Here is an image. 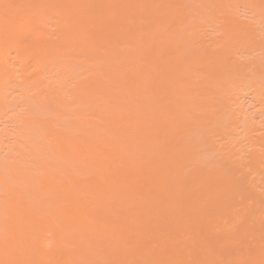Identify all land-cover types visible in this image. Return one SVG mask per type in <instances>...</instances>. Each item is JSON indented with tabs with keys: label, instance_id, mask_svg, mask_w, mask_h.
I'll return each mask as SVG.
<instances>
[{
	"label": "bare ground",
	"instance_id": "6f19581e",
	"mask_svg": "<svg viewBox=\"0 0 264 264\" xmlns=\"http://www.w3.org/2000/svg\"><path fill=\"white\" fill-rule=\"evenodd\" d=\"M8 1L0 0V118L12 121L4 126L1 118L0 123L5 129L0 137V264H264V183L261 188L257 179L260 172L264 182V147L255 142L262 149L254 147L249 171L238 174L235 166L243 161L244 147L237 148V136L245 133L251 138L259 122L254 124L256 112L243 111V102L237 107L240 117H233L243 131L231 127L229 114L235 111L227 102L229 81L222 74L237 67L230 59L226 63L230 57L215 60L221 72L214 71L213 81L208 77L203 89H194L180 84L179 75L178 84L158 70L159 61L169 55L168 36L176 40L178 32L181 37L178 27L183 29L181 24L187 22L172 28V37L171 29L169 35L164 27L150 30L149 0ZM123 6L125 21L109 26L117 18L115 9ZM218 6L214 9H221ZM132 21L138 27L135 33L130 31L135 27ZM54 23L50 32L48 25ZM94 27H101L103 34L94 35ZM193 34L191 39L197 37ZM243 41L249 45L251 40ZM184 42L185 37L179 43ZM154 52L165 57H158L157 65ZM203 59L199 62L208 61ZM243 60L247 62L245 56ZM80 86L96 90L78 91ZM88 109L96 121L92 116V122L87 120ZM261 122L256 130L264 128V119ZM9 134L15 141L12 136L7 139ZM249 177L260 188H253Z\"/></svg>",
	"mask_w": 264,
	"mask_h": 264
},
{
	"label": "rangeland",
	"instance_id": "374dc122",
	"mask_svg": "<svg viewBox=\"0 0 264 264\" xmlns=\"http://www.w3.org/2000/svg\"><path fill=\"white\" fill-rule=\"evenodd\" d=\"M12 1H15V0H12ZM11 0H10V4H11V2H12ZM53 1V0H52ZM105 0H103V1H101L102 2V4L104 3H106V1L104 2ZM127 1V0H126ZM152 2H150V0L148 1V4L146 5V7H148V5L150 4V3H153V4H150V5H152V6H150V7H148V8H150L151 9V13H153V14H151L150 12H148L149 13V21H148V23L150 24H148L149 25V28H150V30H152V29H154L155 30V27H156V29L157 28H166V35H169V34H171V37H172V35L174 34V32H173V34H172V28H173V30L174 29H176L175 27H177V25L178 24H181V23H185V22H187V23H185V24H181L182 26H183V29L184 30H186V31H184L183 29H182V27H181V25H180V27L181 28H179L178 27V29L180 30H178L177 29V31H179V33H182L183 35H181V37L179 36V34H178V32H175V34L177 33L178 34V36H177V34H176V37H175V34H174V38H176V44L178 45L179 44V48L177 49V45L175 44V42H174V40L172 41V39L173 38H171L170 39V36H168L169 37V40H171L172 42H174L173 44H170V43H172L171 41H170V43H168L167 42V49L165 50V54H167V52H168V54L170 55H172V57L170 58V57H168V56H163L165 59H161V61L163 62V60H165L163 63L161 62L160 63V61H159V64L160 65H158L159 66V68H158V70L160 69V73L163 75L162 77H164V76H166V78L168 79V78H170L172 81L174 80V79H176L177 80V77L179 78V76H180V80H181V83L180 84H183L184 82L186 83V86H187V83L190 85H194V89H197V87H202L201 85H204L205 83H206V81H208V80H210L209 78H211V76H214V71L215 72H221L219 69H221V67H218V68H216L215 69V67L217 66V63H216V61L215 60H217V62L220 60V61H224V55L226 54V55H228L230 58H226V63H228V62H230V64H231V66H235V65H237V67H238V69H237V67L235 66V67H230V70L232 69V70H238V72L236 73V71H235V74H234V72L232 73V72H230V70H228V68L227 69H225L223 72L224 73H222L223 75H225L227 78H228V81H229V83H227L228 85H229V87H228V85L227 86H225V88H229L228 90L226 89V94H227V92L229 93V94H227L226 96H227V102L228 103H230L231 105H233V111H235V112H230L231 114H235L234 116H232V118L230 117V115L231 114H229V119L231 120V127H233V129H237L238 127L237 126H240V124L238 125V123H237V126H235V122H233V117H237V115L240 117V115H239V111L237 110V107L239 106V104L240 103H243L244 104V109H243V111H246L247 109L248 110H250L249 112H251V114H254L255 112V118L257 119V120H255V119H253V121H254V124H255V122L257 121V122H261L264 118H263V115H262V113H263V107H264V102H263V100H262V98L264 99V90H263V93H262V91L260 92V89H263L264 88V70H263V72H261L260 70H262V69H264L263 67H261V66H263L264 64H263V60L264 59H262L263 57H264V52L262 53V50L264 49H262V47L264 46L263 44H264V42L262 43V41L264 40V35H263V37L261 36L263 33L262 32H264V0H223V2H224V4L225 5H221V3H220V1L221 0H207V2H206V0H194V2H193V0H189V1H187V0H167V2H166V0L164 1V0H151ZM160 3H159V2ZM162 1V2H161ZM201 1V3H199ZM209 1V2H208ZM213 1V2H212ZM235 1V2H234ZM243 1V2H242ZM123 2H124V0H123ZM128 2V1H127ZM127 2H126V4H127ZM130 2V1H129ZM174 2H176V6L174 5ZM190 2H193V3H190ZM196 2V3H195ZM205 2V3H204ZM245 2H247V4L245 3ZM250 2V3H249ZM13 3V2H12ZM159 3V5L160 4H162V5H157ZM165 3H167V4H165ZM169 3H173L172 5L173 6H171V4H169ZM180 3V4H179ZM189 5H188V4ZM208 3V4H207ZM210 3V4H209ZM211 3H212V5H211ZM217 3H219V4H217ZM228 3V4H227ZM236 5H234V4ZM243 3V5H241V4ZM249 3V4H248ZM99 4H100V0H99ZM124 4H125V2H124ZM195 4V5H194ZM200 4V7L198 8L197 7V5H199ZM201 4H202V7H203V5H204V7H203V9H201L202 7H201ZM215 5V8L218 6L219 8H221V9H214V5ZM229 6V7H227V5ZM231 4V5H230ZM170 5V6H169ZM188 5V6H187ZM191 5V6H190ZM206 5V6H205ZM210 7H209V6ZM234 6V9H233V6ZM240 5V6H239ZM223 6V7H222ZM230 6H231V8H230ZM253 6L255 7V6H257L256 8H253ZM158 9H157V8ZM161 7V8H160ZM182 7V8H181ZM189 7V8H188ZM192 7V8H191ZM195 7H197L198 9V11H196L195 9ZM225 7L227 8V9H225ZM170 8V9H169ZM206 8H209V10L210 11H208V12H206ZM212 8V9H211ZM228 8H230V9H228ZM251 8V9H250ZM118 9V8H117ZM117 9H115V13L113 12V15L115 14H117L116 16H117V18H119V20H117V18H115V21L113 22V23H108L109 24V26H111V25H115V26H117L118 27V23H119V21H120V19H121V21H122V19L125 21V19L123 18V14H122V12L124 13L125 11H123V9H125V7L123 6V8L121 7L120 9H118V11H116ZM122 9V10H121ZM166 9V10H165ZM177 9V10H176ZM178 9H179V11H178ZM205 9V10H204ZM225 9V10H224ZM254 9V10H253ZM256 9V10H255ZM121 10V12H119ZM145 10H147V8L145 9ZM169 10V11H168ZM188 10V11H187ZM194 10V11H193ZM202 10V11H201ZM211 10H213V13H212V15L211 16H209V14L212 12ZM229 10H231V11H229ZM254 12H253V11ZM150 11V10H149ZM154 11V12H153ZM156 11V12H155ZM171 11V12H170ZM185 11H187V13L185 12ZM194 13H193V12ZM201 11V12H200ZM204 11V13H202ZM117 12V13H116ZM192 14H191V13ZM216 12V13H215ZM229 12V13H228ZM233 12V13H232ZM239 12V13H238ZM121 13V14H120ZM157 13V14H156ZM182 13V14H181ZM199 13V15H197V14ZM206 13V14H205ZM209 13V14H208ZM232 13V14H231ZM241 13V14H240ZM252 13L254 14L253 16H254V19L253 18H251L252 17ZM150 14L151 15H153V16H150ZM159 14V15H158ZM184 14V15H183ZM201 14V15H200ZM207 14H208V16L209 17H205V15L207 16ZM234 14V15H233ZM238 14V15H237ZM240 14V15H239ZM259 15V18H258V16L257 15ZM122 15V16H121ZM196 15H197V17H196ZM231 15V16H230ZM251 15V16H250ZM119 16V17H118ZM155 16V17H154ZM184 16V17H183ZM190 16V17H189ZM198 16H201L200 18H198ZM230 16V17H229ZM249 16H250V18H249ZM53 17H56V16H53ZM122 17V18H121ZM173 17V18H172ZM192 17H194V18H192ZM228 17V18H227ZM151 18V19H150ZM157 18V19H156ZM175 18V19H174ZM180 18V19H179ZM189 18H190V20H189ZM197 18V19H196ZM201 18H202V20H201ZM207 18H209L208 20H207ZM232 18V19H231ZM52 19V18H51ZM55 19H57L56 21H58V17L57 18H55ZM133 19V18H132ZM195 19V21H193L191 24H190V22H191V20H194ZM212 19V20H211ZM252 19V21H254L253 23H249V22H251V21H249V20H251ZM134 20H136V18L134 19ZM205 20V21H204ZM211 20V21H210ZM54 22H55V20H53ZM123 21V22H124ZM156 21V22H155ZM174 21V22H173ZM177 21H178V23H177ZM212 21H214V23L212 22ZM243 21H244V23H243ZM263 21V22H262ZM133 22V21H132ZM157 22H158V25H157ZM160 22V23H159ZM164 22L166 23V25H164ZM168 22V23H167ZM197 22H199V23H197ZM205 22V23H204ZM211 22H212V24H211ZM229 22H230V24H229ZM247 22V24H245ZM256 22L258 23V24H256ZM49 23H51L52 24V21H50ZM134 23V25H135V22H133ZM189 23V24H188ZM193 23H195V24H197V25H195V24H193ZM245 25L244 27H243V24ZM108 24H106V25H108ZM122 24V23H121ZM155 24H156V26H155ZM207 24V25H206ZM214 24V25H213ZM224 26H223V25ZM227 24V25H226ZM230 26H229V25ZM232 24H234V25H232ZM237 24H239V25H237ZM253 24H254V27H253ZM56 25H57V23H56ZM59 25V24H58ZM57 25V26H58ZM67 25V24H66ZM119 25H120V23H119ZM134 25H133V27H134ZM161 25H163V26H161ZM186 27H185V26ZM220 25V26H219ZM222 25V26H221ZM250 25V26H249ZM258 26V28H257V26ZM263 25V26H262ZM50 25H48V29L50 30L51 28H54L55 27V23H54V25L52 26V27H49ZM60 26H62V24L60 25ZM97 26V25H96ZM99 26H101V24H99ZM103 26V25H102ZM101 26V27H102ZM108 26V27H109ZM121 26V25H120ZM137 25H135V27H136ZM159 26H161V27H159ZM187 26H189V28H191V29H189ZM193 26V27H192ZM205 26L207 27L208 26V28H209V30H208V28H205ZM210 26V27H209ZM227 27V29H226V27ZM234 26V29H231L230 27H233ZM236 26H238V30H237V27ZM256 26V27H255ZM64 27V26H63ZM66 27V26H65ZM101 27H94V28H92L93 29V34L94 35H102L103 34V32H99V30H102L101 29ZM104 28H105V26H103ZM107 27V28H108ZM112 27H114V26H112ZM112 27L110 28L109 27V29H112ZM116 27V28H117ZM134 27V29L132 30H130L132 33H135V32H137L138 30H137V28L138 27H136L135 28ZM220 27H221V29H220ZM224 29H223V28ZM57 28V27H56ZM104 28H103V30H104ZM186 28H188V30L186 29ZM193 28H194V30H193ZM199 28H200V30H199ZM202 28V29H201ZM205 28V29H204ZM230 28V29H229ZM239 28H241V30H239ZM243 28V29H242ZM250 28H253V29H250ZM256 28H257V30H256ZM115 28H113V30H114ZM171 29V33L169 32V34L167 33L169 30ZM216 29V30H215ZM259 29H261V30H259ZM57 30V29H56ZM55 29H53V31H56ZM60 30H64V29H60ZM134 30H137V31H135L134 32ZM153 30V31H154ZM163 30H165V29H163ZM168 30V31H167ZM191 30V31H190ZM193 30V31H192ZM196 30V31H195ZM206 30V31H205ZM226 32H225V31ZM230 30V31H229ZM242 30H245V31H243L242 32ZM250 30V31H249ZM254 30L258 33H256V32H254ZM52 30H50V32H51ZM190 31V32H189ZM194 31H195V33H194ZM202 31V32H201ZM213 31V32H212ZM219 31V32H218ZM220 31H222V32H220ZM237 31V32H236ZM238 31H241V33L243 34H238V33H240V32H238ZM261 31V32H260ZM47 32H48V30H47ZM49 32V33H50ZM58 32H59V29H58ZM99 32V33H98ZM189 32V33H188ZM194 34H196L195 36H197V37H195V38H197L196 40H195V38H193V39H191L193 36H192V34L193 33ZM196 32H198V33H196ZM215 32H217V33H215ZM231 32H233V33H231ZM54 33V32H53ZM55 33H57V32H55ZM60 33H61V31H60ZM185 33H187L186 35H188L187 37L189 38V36H190V34H191V36H190V40H188V38H186V35H184ZM202 33V34H201ZM207 33H209V34H207ZM214 33V34H213ZM235 33H236V35H235ZM262 33V34H261ZM193 34V35H194ZM210 34H212V35H210ZM216 34V35H215ZM224 34V35H223ZM229 34V35H228ZM230 34H233L232 35V37H234V36H237V37H234V38H230L229 36H230ZM250 34H252L251 36H250ZM257 34V37L259 38V39H257L256 38V36H254V35H256ZM261 34V35H260ZM57 35V34H56ZM204 35V36H203ZM221 35H223V36H221ZM227 35V36H226ZM26 36H29V34L27 35L26 34ZM185 37V41L186 42H188L189 44H187L186 42H184L186 45H184L183 43H182V45L183 46H185L184 48L185 49H182L183 50V52H181V51H179V50H181L180 48H182V45H181V43H179V42H183V40H184V37ZM203 36V37H202ZM214 36H215V38H214ZM243 36V37H242ZM25 37V36H24ZM168 37H167V39H168ZM177 37H180V38H177ZM200 37H201V39H200ZM216 37H217V39H216ZM224 37H226V38H224L225 40L224 41H226V42H224V43H222L223 42V38ZM228 37V38H227ZM240 37H242V39L240 38ZM28 38V37H27ZM99 38H101V37H99ZM103 38V37H102ZM102 38H101V41L100 40H97V41H100V43H102V44H104V40H102ZM204 38V39H203ZM207 38V39H206ZM211 38H212V40H211ZM214 38V39H213ZM237 38V39H236ZM243 38H245V39H243ZM254 38V39H253ZM25 39H26V37H25ZM29 39V38H28ZM104 39V38H103ZM219 39V40H218ZM220 39H222V40H220ZM234 39V40H233ZM178 40H179V42H178ZM203 42H202V41ZM215 40H217V42L215 41ZM236 40V41H235ZM241 42H240V41ZM243 40H245V41H253V42H249V45H246V44H248L247 42L245 43ZM104 41V42H103ZM190 41V42H189ZM192 41L193 42H195V43H192ZM227 41H228V44H227ZM199 42V43H198ZM205 42V43H204ZM207 42H209L210 44L212 43V45H210V44H207L206 45V43ZM217 44H219V43H221V46L224 48L225 46V43L230 47V48H228V46L227 47H225L223 50H222V47L221 46H219V45H217ZM99 43V42H98ZM99 43V44H100ZM215 43V44H214ZM238 43H242L241 45H242V47L239 45V46H237L238 45ZM244 43V44H243ZM260 43V44H259ZM168 44H170L171 46L170 47H168L169 45ZM194 46H193V45ZM197 44H199V47L198 46H196ZM223 44V45H222ZM237 44V45H236ZM176 46V47H174V48H176V49H172V47L173 46ZM188 45H190V46H188ZM201 45V46H200ZM232 45V46H231ZM236 45V46H235ZM244 45H246L245 46V49H244ZM193 46V47H192ZM195 46H196V48H195ZM207 48H206V47ZM261 46V47H260ZM192 47V49H190ZM202 47H204V48H206L205 49V51L203 50L204 48H202ZM219 47V48H218ZM195 48V49H194ZM198 48V49H197ZM218 48V49H217ZM220 48H221V50H220ZM243 48V49H242ZM189 49V50H188ZM194 49V50H193ZM208 49V50H207ZM238 49V50H237ZM247 49H250V50H248V51H251V52H248V51H246ZM262 49V50H261ZM178 50V52L177 53H175L176 51ZM215 50V51H214ZM184 51H186V52H184ZM192 51V52H191ZM195 51V52H194ZM203 53H202V52ZM222 51V52H221ZM223 51H225V53L223 52ZM229 51V52H228ZM245 51H246V53H245ZM180 52V53H179ZM208 52H210V53H208ZM239 52V53H238ZM242 54H241V53ZM259 52H261L260 54H257V53H259ZM154 53H156V52H154ZM153 53V54H154ZM174 53H175V55H174ZM179 53V54H178ZM183 53H186L185 55L183 54ZM190 53H191V55H190ZM194 55H193V54ZM227 53H230V55L229 54H227ZM253 53V54H252ZM164 54V55H165ZM198 54V55H197ZM203 54V55H202ZM210 55V60H209V55ZM247 55V57H246V55ZM251 56H250V55ZM261 54H262V56L263 57H261ZM163 55V54H162ZM174 55V56H173ZM179 55H181L180 56V58H178L179 57ZM240 55V56H239ZM249 55V56H248ZM254 55V56H253ZM258 55V56H257ZM260 55V56H259ZM196 56V57H195ZM213 56V57H212ZM221 56H223V57H221ZM228 56H226V57H228ZM244 56H245V59L247 60L249 57V63H247L248 62V60H247V62L245 63V61L243 60L244 59ZM158 57H160V56H157V53L153 56V58H154V62H153V65H154V63H155V60H156V65L158 64L157 62V60H158ZM163 57H160V58H163ZM174 57V58H173ZM208 57V58H207ZM217 59H216V58ZM256 57V58H255ZM259 57H260V59L262 60H259ZM152 58V59H153ZM191 58H193V59H191ZM203 58H205V59H208V61L207 60H205L204 61V63H201V62H199V61H202L203 62ZM173 61H172V60ZM178 59H180V60H178ZM198 60V62H197V60ZM200 59V60H199ZM228 59H230V61H228ZM191 60H192V65L190 64L191 63ZM243 60V61H242ZM169 61V62H168ZM170 61H171V63H170ZM180 61V62H179ZM213 61H215V62H213ZM228 61V62H227ZM259 61H261L260 63L261 64H259ZM178 62H179V64L181 65H179L178 64ZM194 62V63H193ZM198 64H197V63ZM177 64V65H175V64ZM197 65H196V64ZM199 63H201V64H199ZM207 63H209V65L207 64ZM214 63H215V66H214ZM234 65H233V64ZM243 63L244 64H249L248 66H246V65H243ZM170 64V65H169ZM175 65L176 66V68L174 69L173 67H172V65ZM191 65V67L193 68V69H191V67H190V65ZM203 64V65H202ZM229 64V65H230ZM243 66H242V65ZM163 65V66H162ZM178 65H179V68H178ZM187 65V66H186ZM228 65V64H227ZM260 65V66H259ZM144 66V65H143ZM158 66H156V67H158ZM184 66V67H183ZM201 68H199V67ZM241 66V67H240ZM244 66L246 67V69H243L244 68ZM161 67H163V68H161ZM169 67H170V69L172 70H170L169 69ZM187 69H186V68ZM205 67V68H204ZM248 67H250L249 69H248ZM259 67H261L260 69H259ZM154 68V67H153ZM190 68V69H189ZM196 68H198L197 70H196ZM203 68V69H202ZM174 69V70H173ZM205 69H207L205 72H204V70ZM218 69V70H217ZM240 69V70H239ZM154 70V69H153ZM164 70V71H163ZM169 70V71H168ZM176 70V71H175ZM183 70V71H182ZM187 70V71H186ZM201 72V74L199 73L198 74V72L199 71ZM223 70V69H222ZM242 70H246V71H244L245 72V74H244V72L242 71ZM157 71V70H156ZM162 71H163V73H162ZM166 71L167 72H170V73H172L171 75H168V73L166 74ZM178 71H180V72H178ZM204 72V74H206L205 76H204V74H203V72ZM174 72V73H173ZM187 72V73H186ZM195 72V73H194ZM207 72V73H206ZM243 72V73H242ZM104 72L102 71V74H103ZM169 73V74H170ZM175 73L177 74V75H175ZM193 73V74H192ZM240 73V74H239ZM262 73V74H261ZM202 74H203V77H202ZM207 74L209 75V76H207ZM239 74V75H238ZM244 74V75H243ZM172 75H173V77H172ZM179 75V76H178ZM196 75V76H195ZM200 75V76H199ZM234 75H236V76H234ZM244 77L243 79H242V77ZM246 75V76H245ZM251 75V76H250ZM168 76V77H167ZM190 76V77H189ZM194 76V77H193ZM217 76V75H216ZM239 76V77H238ZM172 77V78H171ZM176 77V78H175ZM209 77V78H208ZM236 77V78H235ZM237 77L239 78V80L237 79ZM254 77V78H253ZM206 78H207V80H206ZM214 78V77H213ZM224 78V77H223ZM222 78V79H223ZM227 78L225 79V80H227ZM235 78V79H234ZM241 78V79H240ZM257 78V79H256ZM165 79V78H164ZM166 79V80H167ZM190 79V80H189ZM192 79H198L197 81L195 80V81H193ZM202 79V81H200ZM221 79V78H220ZM254 79V80H253ZM171 80H167V82L169 83V81L171 82ZM175 80V81H176ZM180 80H179V82H180ZM192 80V81H191ZM211 80L213 81V79L211 78ZM240 80H241V82H240ZM247 80V81H246ZM256 80V81H255ZM183 81V82H182ZM189 81V82H188ZM222 81V80H221ZM243 81V82H242ZM249 81V82H248ZM253 81V83H251V82ZM258 81V82H257ZM163 82H165V81H163ZM166 82V84H168ZM178 84H179V82H178V80L176 81ZM191 82V83H190ZM192 82H193V84H192ZM197 82V83H196ZM198 82L200 83V84H198ZM223 82V81H222ZM227 82V81H226ZM238 82H240V83H238ZM255 82V83H254ZM202 83V84H201ZM236 83H238V84H236ZM249 83H250V85H249ZM257 83V84H256ZM258 83H260V84H258ZM170 84L171 83H169V87H170ZM174 84H176V83H174ZM198 84V85H197ZM172 85V84H171ZM189 85H188V87H189ZM251 85H253V86H255L254 88L251 86ZM260 85V86H259ZM167 86V87H168ZM196 86V87H195ZM76 87V86H75ZM77 87H78V84H77ZM81 87V86H80ZM91 88V87H89V86H85V88L84 87H81V88H79V90L78 91H80L81 89H83V91H84V89H85V92H86V90H87V88ZM172 87V86H171ZM261 87V88H260ZM190 88V87H189ZM258 88H260V89H258ZM72 89H74V88H72ZM88 89V90H89ZM95 89V88H94ZM191 89H192V86H191ZM201 89H203V88H201ZM96 90V89H95ZM95 90H92V88H91V90H89V92L91 91H95ZM255 90V91H254ZM257 90V91H256ZM259 90V91H258ZM82 91V90H81ZM196 91V90H195ZM241 91V92H240ZM243 92V93H242ZM34 93V92H33ZM258 93V94H257ZM254 95H256V96H258V97H256V96H254ZM260 95H261V98H260ZM263 95V96H262ZM256 98H258V99H256ZM259 100V101H258ZM263 102V104H261ZM88 104V103H87ZM86 104V106H88ZM92 103H89V107L92 109V105H91ZM263 105V106H262ZM85 106V105H84ZM92 106V107H91ZM85 108V107H84ZM88 108V107H87ZM91 109H88L89 110V112H88V115L86 114L87 113V110H86V116H88V117H86L87 118V120H88V118L90 117V121L91 120H93L94 119V121H96L95 119H98V118H95V115H91V114H89V113H91L90 112V110ZM258 111V112H257ZM261 112V113H260ZM83 114V113H82ZM82 114H80V116L79 117H82ZM237 114V115H236ZM264 114V113H263ZM73 115V114H72ZM77 115H79V114H77ZM71 116V115H70ZM69 115H68V117H66V120H68V118L70 117ZM74 116V115H73ZM83 116H84V114H83ZM91 116H92V118H91ZM75 117H76V115H75ZM239 117H237V118H239ZM253 117V116H252ZM263 119H262V118ZM2 118V117H1ZM0 118V119H1ZM65 118V117H64ZM74 118V117H73ZM73 118H71L70 119V121H72V120H74ZM85 118V119H86ZM2 119H4L5 120V122H3L4 120H2ZM1 119V121H0V123H2L3 122V124H4V126H5V123L7 122L6 121V117H4V118H2ZM259 119V120H258ZM262 119V120H261ZM237 119H235L234 121H236ZM9 122H11L12 123V121H9ZM9 122H7L8 124H10ZM92 122V121H91ZM6 123V125H8ZM70 123V122H69ZM257 124L258 126H256V124H255V127H252V128H254V131H255V133L256 134H254L253 132L254 131H250V133L251 134H253L254 136H252V137H254L253 139H252V137L251 138H249L250 137V134L249 135H247V134H245V133H243L241 136L240 135H238L237 136V148L239 149V147H244L242 150H241V154H244V158H243V161L241 162V164L240 165H238L239 166V168L237 167V166H235V170L237 171V173L238 174H247V172H244V171H249L247 168H249L250 169V166L252 165V156L250 155V154H252V153H254V152H252V150H254V147L255 148H261V145H262V147H264V128L262 129V128H259L258 130H256L255 128H257V127H259V125L261 124V123H263V122H261L260 124ZM3 124L1 125L0 124V127H3ZM14 124V123H13ZM11 125V124H10ZM263 125H261V127H262ZM13 127H14V125H13ZM236 127V128H235ZM8 128V132H9V130H11L12 131V129H11V126L9 127H7ZM243 128V127H242ZM2 128H0V131H2V133L0 134V135H2V136H0V137H2V138H4V136H3V131H5V129H2ZM240 129V130H239ZM261 129H262V131H263V134H262V132H261ZM243 131V129H241V127H239L238 129H237V132H240V131ZM252 130V129H251ZM7 132V130H6V133H8ZM261 132V133H260ZM5 133V132H4ZM5 133V134H6ZM10 133V132H9ZM13 135L15 134V133H13V131L11 132ZM258 133V134H257ZM261 135H260V134ZM10 135V134H9ZM13 135H10V136H8L7 137V139L9 138V137H11L12 136V138L14 137ZM256 135V136H255ZM221 136H223V135H221ZM233 136H235V135H233V134H231V137H233ZM241 138H240V137ZM243 136V137H242ZM249 136V137H248ZM261 136V137H260ZM6 137V136H5ZM16 137V136H15ZM256 137H259V138H257L256 139ZM12 138H9V139H12ZM261 138H262V140H261ZM8 139V140H9ZM250 139V140H249ZM256 139V140H255ZM260 139V140H259ZM6 140V138L4 139V141ZM8 140H6V141H8ZM12 140H14L15 141V139L13 138ZM12 140H11V144H12ZM246 140V141H245ZM249 140V141H248ZM261 141V142H259L260 144L258 145V143H257V145H256V143L255 142H258V141ZM13 141V142H14ZM223 141L224 142H226L227 140L226 139H223ZM254 141V144L253 143H251V142H253ZM42 142H43V140H42ZM48 142V141H47ZM250 142V143H249ZM5 144L7 145H9L10 143H7V142H5ZM45 144H46V142H45ZM253 145V146H252ZM256 145V146H255ZM260 146V147H259ZM262 149V148H261ZM261 149H259L260 151H261ZM264 150V149H263ZM262 150V151H263ZM6 152V151H5ZM5 152H3V154L2 155H4L5 154ZM250 152H252V153H250ZM264 152V151H263ZM241 154H239V155H241ZM251 156V158H250V156ZM249 157V158H248ZM251 159V160H250ZM247 164V165H246ZM248 166V167H247ZM252 168V167H251ZM247 169V170H246ZM254 169V168H253ZM243 171V172H242ZM252 172H255V170H251ZM250 171V173H252ZM257 171V170H256ZM242 172V173H241ZM255 173H257V172H255ZM258 174V173H257ZM257 174L255 175L254 173H252V175H255V177L257 176ZM259 174H260V172H259ZM259 174H258V177L259 178H257L258 180H259V183H261L262 185L260 186V184H259V186L262 188L263 187V183L264 182H261V180L262 179H260V176H261V174H260V176H259ZM249 175V174H248ZM249 176H251V174L249 175ZM254 177V176H253ZM253 177H249L250 178V181H251V179L253 178ZM253 178V179H255V181L257 182V180H256V178ZM254 181V182H255ZM255 182V183H256ZM256 185H257V183H256ZM255 185V186H256ZM251 186H253V188H255V186H254V183H253V185H252V181H251ZM258 185H257V187H259ZM256 187V188H257ZM259 187V188H260ZM259 188H257V189H259Z\"/></svg>",
	"mask_w": 264,
	"mask_h": 264
}]
</instances>
